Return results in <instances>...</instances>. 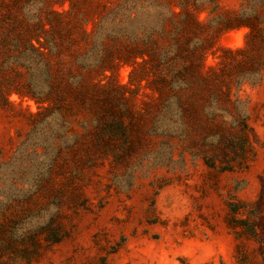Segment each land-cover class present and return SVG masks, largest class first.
I'll use <instances>...</instances> for the list:
<instances>
[{
    "label": "trees",
    "instance_id": "trees-1",
    "mask_svg": "<svg viewBox=\"0 0 264 264\" xmlns=\"http://www.w3.org/2000/svg\"><path fill=\"white\" fill-rule=\"evenodd\" d=\"M216 1L180 0L149 12L115 9L109 22L95 29L88 28L92 19L85 14H72V0L58 1L69 5L60 12L45 2L34 7L31 0H0V105H10L12 95L32 100L38 107L31 116L35 126L57 125L60 132L43 147L36 163L42 174L19 201L27 207L48 203L33 214V223L7 236L1 226L0 264H11L7 255L30 261L41 246L66 235L63 207L79 205L81 193L68 192L57 177L71 161L92 165L112 157L119 162L139 145L137 120L125 103L123 110L117 108L114 88L123 93V102L139 87L156 94L138 116L145 123L153 116L155 134L169 146L177 142L222 171L243 165L250 147L248 119L231 96L233 87L263 80L264 0H241L239 10L225 12L215 23L199 20L197 13ZM237 29H245L242 46H220L218 62L207 67L219 36ZM124 65L131 67L128 83L119 85L113 79ZM79 108L91 120L83 134L69 137L65 115ZM78 168L69 179L72 187ZM229 207L234 217L240 214L237 204ZM253 221L248 215L235 224L254 235Z\"/></svg>",
    "mask_w": 264,
    "mask_h": 264
},
{
    "label": "rangeland",
    "instance_id": "rangeland-1",
    "mask_svg": "<svg viewBox=\"0 0 264 264\" xmlns=\"http://www.w3.org/2000/svg\"><path fill=\"white\" fill-rule=\"evenodd\" d=\"M58 1L31 3L36 7L45 2L59 12L69 8L68 2L60 5ZM178 1L72 0V14H85L92 19L88 28L97 29L115 9L157 11L159 5L166 8ZM240 4L241 0H217L214 7L207 5L197 15L201 21L215 23L225 12L239 10ZM244 33L245 29H237L221 34L206 66L218 62L220 46H242ZM130 70L127 65L120 67L113 79L116 84H127ZM112 93L117 108L123 110L125 103L133 112L139 145L119 162L112 157L92 165L71 161L57 177L58 185L69 187L68 192L78 189L81 193L79 205L63 207L66 235L55 245L41 246L30 261L11 255L5 260L11 264H264V77L256 85L232 89V100L248 119L250 147L243 165L229 171L207 166L177 142L169 146L155 134L153 116L143 122L138 115L145 111L144 103L155 102L151 90L139 87L126 93V102L120 90L114 88ZM10 101L8 106L0 105V228L4 227V236L17 226L33 223V214L48 203L45 199L27 207L19 201L42 174L36 163L43 147L60 133L57 125L52 129L43 123L35 126L31 116L38 107L34 101L17 95ZM65 116L69 137L83 134L91 120L80 108ZM77 167L81 172L72 187L69 179ZM230 203L240 206L237 217ZM248 215L254 219V235L235 224Z\"/></svg>",
    "mask_w": 264,
    "mask_h": 264
}]
</instances>
